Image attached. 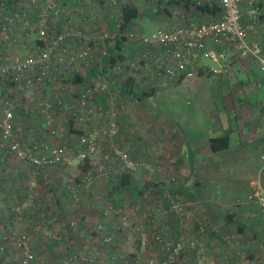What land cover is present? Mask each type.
I'll return each instance as SVG.
<instances>
[{"label":"built area","instance_id":"built-area-1","mask_svg":"<svg viewBox=\"0 0 264 264\" xmlns=\"http://www.w3.org/2000/svg\"><path fill=\"white\" fill-rule=\"evenodd\" d=\"M214 4L219 18L198 25L185 23L181 14L176 24L147 36L124 29L120 0H0V85L5 88L0 102V187L3 180L13 181L25 172L24 192L7 207L8 227L0 232V264L51 263L38 257L29 234L19 229L28 212L34 214L29 219L32 231L44 242L59 247L70 243V237L56 229L60 218L38 211L32 169L40 175L50 169L65 175L70 214L64 226L70 233L78 231L85 198L100 182L141 173L160 184L152 179L151 163L134 159L113 143L119 135V114L140 103L137 90L154 93L192 80L203 60L223 63L208 67L209 75H227L230 61L226 51H215L219 46L227 45L241 61L258 62L264 71L262 47L250 39L258 29V0L194 1L196 7ZM261 35L264 38V31ZM90 71L95 75L89 80L68 78H85ZM129 79L134 81L131 91ZM20 109L42 121L51 143L20 127ZM67 124L77 134L68 137ZM70 169L76 172L65 174ZM263 174L264 163L250 194L235 205L256 204L264 221ZM169 181L173 185L176 179ZM161 185L160 192L143 199L137 195L128 208L102 206L84 240L57 264H118L127 254L120 248L125 243H131L135 264H181L187 253L200 249L199 241L185 232L193 214L186 201ZM170 221L177 224L175 236L170 235ZM148 246L158 254L143 261L141 251Z\"/></svg>","mask_w":264,"mask_h":264},{"label":"crops","instance_id":"crops-1","mask_svg":"<svg viewBox=\"0 0 264 264\" xmlns=\"http://www.w3.org/2000/svg\"><path fill=\"white\" fill-rule=\"evenodd\" d=\"M120 1L124 8L130 6L135 9L137 18L140 12L136 3L148 2L156 28L176 24L181 14L185 23L198 25L220 17V11L215 15L200 11L194 5L195 0ZM258 9L264 12V0H258ZM96 12L104 15L102 9ZM263 12L258 13V29L250 39L261 45L264 58ZM243 21H247L245 16ZM133 27L132 21L128 28L135 29ZM214 49L228 54L227 75H209L206 72L208 67L223 63L203 60L197 76L188 80L186 85L184 81L147 97L145 95L150 93L137 90L135 94L140 103L130 105L119 114V135L113 143L134 159L151 163L155 170L153 181L186 201L192 211L193 216L187 219L185 232L199 241L200 249L187 253L181 264H264V221L259 208L256 204L235 205L237 200H244L250 194L251 184L264 163V71L258 62L236 58L227 45ZM68 78L74 81L75 76ZM19 125L25 132L51 143L44 133L42 121H38L36 116L24 115ZM221 137H227V147L212 150L210 140ZM30 176L37 183L34 195L38 211L48 218H60V222L55 221L56 229L67 234L70 243L64 247L47 244L31 230V221L27 218L22 220L19 229L29 234L32 249L38 257L52 253V261L48 264H57L69 248L84 240V232L93 222L97 210L115 194L111 196L107 182L95 186L85 198L78 231L70 233L64 226L70 214L63 189L64 177L57 169H50L46 175L37 174L32 169ZM133 176L136 190L115 195L114 199L120 200L117 201L118 207L128 208L130 200L136 199L137 195L142 199L144 195L150 196L147 178L141 173H133ZM171 177L176 179L173 185L169 181ZM24 178L25 172H22L13 181L7 179L2 182L0 232L8 227L7 207L24 192ZM260 181L264 187V174ZM100 187L104 188L103 193L100 197L96 195L94 198L97 200L90 204L92 195ZM200 223L203 224L202 231L199 230ZM169 230L171 236L176 235L177 224L174 221H170ZM129 244H122L128 254L133 250ZM122 245L120 248L123 250ZM141 253L143 261L158 254L154 246H148Z\"/></svg>","mask_w":264,"mask_h":264},{"label":"trees","instance_id":"trees-1","mask_svg":"<svg viewBox=\"0 0 264 264\" xmlns=\"http://www.w3.org/2000/svg\"><path fill=\"white\" fill-rule=\"evenodd\" d=\"M259 7L261 8L262 5H260ZM198 9L200 11H202L203 13H207L210 15H215L220 11V9L217 5H213V6L204 5L202 7H198ZM259 12H263V11L258 9V13ZM124 15H125L124 29H127L131 25L132 21L137 18V12L135 9L131 8L130 6H126L124 8ZM105 62H108V60H106ZM111 62H113V59H111ZM90 72L85 75V78L79 77L78 75L75 76L74 81L78 82V81L86 80V79L89 80L93 75H95V71H92L91 73ZM133 85H134L133 79H129L127 82L128 90L131 91ZM151 94L152 93L145 95V96L147 97V96H150ZM17 114H18L17 119H18V123H19L20 119L25 114H23L21 109L17 111ZM72 134H77V133L75 131H73L71 125L68 124L67 125V136L69 137ZM210 146H211V149L214 151L225 149L227 147V137L211 139L210 140ZM148 182H149L148 183V186H149L148 190L151 189V192H153V191L160 192L159 190H161V188H159L158 184H156L155 182H151V181H148ZM106 185L107 186L109 185L111 187V189L109 191L111 196L113 194L124 195V193L128 194V193H131L133 190H136V188H135V177L133 176V173H126L115 181H112V182L108 181ZM168 191H170L172 194L174 193L169 188H168ZM115 195L113 196L114 198H115ZM114 198L111 197V199L108 201L109 203L107 202V204H111L113 206L118 207L119 205H118L117 201L119 199H114ZM33 216H34L33 213H29V212L27 213V219H32ZM31 230H32V228H31ZM118 264H135L134 260H133V255L130 253L129 254L127 253L126 256L124 257V259L118 260Z\"/></svg>","mask_w":264,"mask_h":264},{"label":"rangeland","instance_id":"rangeland-1","mask_svg":"<svg viewBox=\"0 0 264 264\" xmlns=\"http://www.w3.org/2000/svg\"><path fill=\"white\" fill-rule=\"evenodd\" d=\"M137 5V7H138V9H139V12H140V15L138 16V18H136V19H134L133 20V25H134V27L133 28H135V29H139V30H142L143 31V33L145 34V35H147V36H150L155 30H156V25L152 22V14H151V6H149V3L148 2H140V1H138V3H136ZM141 5V6H140ZM140 6V7H139ZM188 83V81H186L185 82V85ZM4 91H5V88L4 87H2L1 85H0V102H1V100H2V97H3V95H4ZM36 119H38V121H39V118H37L36 117ZM21 120V119H20ZM34 124H36L37 122H36V120H33L32 121ZM37 125V124H36ZM72 172H76V171H74V169H70V170H68V171H66L65 172V174L66 173H72ZM64 177H65V175H64ZM103 191H104V188L103 187H100V188H98L97 189V193L93 196L92 195V197H93V199H92V201H90V204L91 203H94L97 199H95L94 197L96 196V195H98L99 194V197H100V195H101V193H103ZM101 199V198H100ZM100 202V201H99ZM94 209V208H93ZM96 210H97V208H95ZM82 237V236H81ZM129 245H131V244H129ZM123 246V245H122ZM124 248H123V251L125 252V253H128L127 251H126V247L125 246H123ZM58 253H60V251L59 250H56ZM50 254H52V253H43L42 255H41V257H44V258H49L50 260H51V258H53V255H50ZM52 261V260H51Z\"/></svg>","mask_w":264,"mask_h":264}]
</instances>
